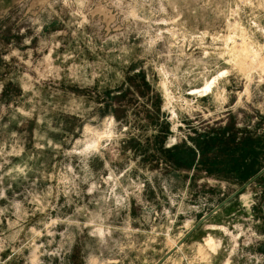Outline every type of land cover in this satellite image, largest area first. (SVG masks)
<instances>
[{
	"label": "rangeland",
	"instance_id": "rangeland-1",
	"mask_svg": "<svg viewBox=\"0 0 264 264\" xmlns=\"http://www.w3.org/2000/svg\"><path fill=\"white\" fill-rule=\"evenodd\" d=\"M223 128L263 170L264 0H0V264H264V170L157 151Z\"/></svg>",
	"mask_w": 264,
	"mask_h": 264
},
{
	"label": "trees",
	"instance_id": "trees-1",
	"mask_svg": "<svg viewBox=\"0 0 264 264\" xmlns=\"http://www.w3.org/2000/svg\"><path fill=\"white\" fill-rule=\"evenodd\" d=\"M133 78H138L139 83H135ZM127 80L131 82L129 86H133L140 93L142 91L139 88L145 90L148 88V83L141 72L133 74L131 78L127 77ZM119 102V100L115 101L116 106L119 105ZM116 108L114 105L112 111H116ZM155 109L159 113L158 102H156ZM261 142L262 139L252 132L241 133L234 128L229 132L226 128H223L217 131L212 129L211 132L199 135L194 141L199 155H197L194 148L185 144L175 145L169 149H163L159 145L157 151L165 155L174 166L189 168L197 160L207 173L235 179L242 183L250 178H259L260 176L258 173L262 165L258 149Z\"/></svg>",
	"mask_w": 264,
	"mask_h": 264
},
{
	"label": "water",
	"instance_id": "water-1",
	"mask_svg": "<svg viewBox=\"0 0 264 264\" xmlns=\"http://www.w3.org/2000/svg\"><path fill=\"white\" fill-rule=\"evenodd\" d=\"M264 170V169H263ZM261 170V171H263ZM261 171L258 173V175L261 173ZM249 182H246L244 184V186H247ZM237 194V192L232 193L227 199H225L224 201H222L218 206H216L211 213L216 212L221 206H223L224 204H226L228 202V200H230L232 197H234ZM210 214H206L203 215L199 221L193 226L192 230L195 229L201 222H203Z\"/></svg>",
	"mask_w": 264,
	"mask_h": 264
}]
</instances>
